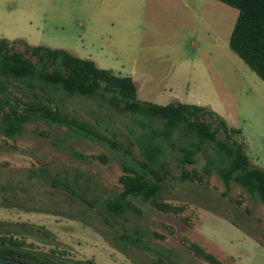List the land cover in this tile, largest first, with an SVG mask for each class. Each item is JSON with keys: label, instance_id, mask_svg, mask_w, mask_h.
Here are the masks:
<instances>
[{"label": "rangeland", "instance_id": "obj_1", "mask_svg": "<svg viewBox=\"0 0 264 264\" xmlns=\"http://www.w3.org/2000/svg\"><path fill=\"white\" fill-rule=\"evenodd\" d=\"M210 1L215 2L218 14L208 16L207 25L200 18L195 20L197 32L192 35L181 28L161 32L146 27L125 30L116 23L93 24L87 13L86 17L78 13L82 0H0V39L62 48L121 76H130L136 66L145 67L150 76L142 80L145 89L139 90L140 100L210 107L241 130L250 162L264 168V81L228 45L238 10ZM15 48L22 46L15 44ZM137 56L148 62L136 63ZM8 87L21 93L29 90L27 83L16 80ZM58 95L64 111L93 125L102 137L74 135L67 148L84 154L104 152L107 162L70 156L66 147L52 143L48 126L29 122L22 135L0 136V177L17 183L28 167H78L88 175L81 183L89 187L90 197L120 190L121 159L129 156L128 151L139 156L136 137L150 127L164 129L163 123L139 113L120 112L101 98ZM141 122L150 126L144 128ZM56 131L61 136L67 128ZM179 133L173 130L165 140L170 175L162 199L182 210L162 212L133 200L141 215H129L120 222L128 235L138 230L137 244L120 243V225H105L77 196L41 182H32L27 194L0 195V234L17 230L35 252L61 264L88 259L95 264H157L159 257L172 264H210L185 246L190 242L222 264H264V204L234 181L225 187L215 169L203 183L181 180L176 160ZM170 141L177 145L172 147ZM210 151H199L192 166L203 172L205 156H215Z\"/></svg>", "mask_w": 264, "mask_h": 264}, {"label": "trees", "instance_id": "obj_2", "mask_svg": "<svg viewBox=\"0 0 264 264\" xmlns=\"http://www.w3.org/2000/svg\"><path fill=\"white\" fill-rule=\"evenodd\" d=\"M218 1L238 10L229 36V47L264 81V0ZM15 44L21 45L22 49L15 48ZM13 80L27 83L29 90L25 93L11 91L8 84ZM59 93L101 98L120 112L159 119L164 129L150 127L136 137L139 156L128 151L129 156L121 159L120 190L106 197L89 196V187L81 183L88 175L78 167L50 165L26 168L17 183L3 175L0 177L3 179L0 181V195H19L18 191L27 194L32 182H41L77 196L87 205V211H94L105 225H120L123 229L117 236L120 243L137 244L138 230L133 229L135 235H128L125 225L120 222L129 215H141L142 210L134 205L133 200L140 199L162 212L178 214L182 210V207L162 199L170 175L165 140H169L173 130L179 129V144L169 143L172 147L176 144L179 151L176 160L181 169V180L203 183L204 178L215 169L225 187L228 188L234 181L264 204V168L250 162L241 130L230 126L210 107L179 101L163 105L140 100L131 76H121L112 69L100 68L93 60L77 57L62 48L30 45L21 39L14 42L0 39V136L13 138L23 134L26 123H42L50 129L48 134L52 135V143L57 148L64 146L70 156L83 161L106 163L108 157L104 152L84 154L67 148L68 140L74 135L102 137L93 130V125L71 117L61 108ZM141 125L144 128L150 126L143 122ZM63 126L67 131L58 136L56 130ZM113 145L116 146L115 143ZM208 149L215 156L210 153L205 156L206 165L200 172L192 166L196 161L195 155ZM185 244L195 256L210 264H222L198 244ZM0 256L23 264H61L48 255L35 252L32 244L27 243L25 236L17 230L0 234ZM156 263L172 264L162 257L157 258ZM76 264L95 262L88 259Z\"/></svg>", "mask_w": 264, "mask_h": 264}, {"label": "crops", "instance_id": "obj_3", "mask_svg": "<svg viewBox=\"0 0 264 264\" xmlns=\"http://www.w3.org/2000/svg\"><path fill=\"white\" fill-rule=\"evenodd\" d=\"M214 3L210 0H82V3H78V6L82 5L80 6L82 10L78 13L85 17L87 13L88 20L98 25L116 23L121 28L124 26L125 30L146 27L161 32L181 28L194 35L197 32L195 20L200 18V23L207 25L208 16L213 17V14H218ZM193 43L197 44L196 41ZM140 61L137 56L135 62L140 63ZM141 62H148V59H143ZM130 76L136 86L138 82L140 83L139 87L137 86L138 95L140 88L145 89L142 80L150 76L149 71L145 67L137 69L136 66Z\"/></svg>", "mask_w": 264, "mask_h": 264}, {"label": "water", "instance_id": "obj_4", "mask_svg": "<svg viewBox=\"0 0 264 264\" xmlns=\"http://www.w3.org/2000/svg\"><path fill=\"white\" fill-rule=\"evenodd\" d=\"M0 264H23V263L11 259L3 258L0 256Z\"/></svg>", "mask_w": 264, "mask_h": 264}]
</instances>
